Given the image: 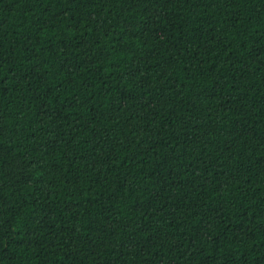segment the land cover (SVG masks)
Listing matches in <instances>:
<instances>
[{"label":"trees","instance_id":"obj_1","mask_svg":"<svg viewBox=\"0 0 264 264\" xmlns=\"http://www.w3.org/2000/svg\"><path fill=\"white\" fill-rule=\"evenodd\" d=\"M0 264H264V0H0Z\"/></svg>","mask_w":264,"mask_h":264}]
</instances>
